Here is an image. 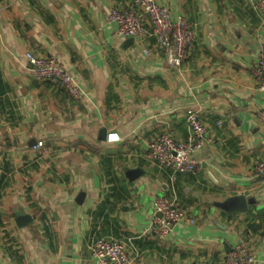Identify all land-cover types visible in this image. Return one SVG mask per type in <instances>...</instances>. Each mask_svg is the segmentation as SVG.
<instances>
[{
	"label": "crops",
	"instance_id": "crops-1",
	"mask_svg": "<svg viewBox=\"0 0 264 264\" xmlns=\"http://www.w3.org/2000/svg\"><path fill=\"white\" fill-rule=\"evenodd\" d=\"M157 2L195 32L180 66L149 19L136 39L109 21L130 0H0V264H98L99 240L123 243L134 264H221L238 244L264 264V181L253 173L264 159V100L251 71L264 21L253 0ZM27 53L56 58L84 99L35 78ZM193 112L207 128L201 170L149 160L156 135L187 140ZM238 196L246 211L220 206ZM158 197L195 224L144 235Z\"/></svg>",
	"mask_w": 264,
	"mask_h": 264
},
{
	"label": "built area",
	"instance_id": "built-area-1",
	"mask_svg": "<svg viewBox=\"0 0 264 264\" xmlns=\"http://www.w3.org/2000/svg\"><path fill=\"white\" fill-rule=\"evenodd\" d=\"M130 1L131 8H114L109 15V21L117 26L119 34L125 38H139L145 30L147 18L152 26L151 35L160 48L172 56L176 65L183 64L195 41V32L188 19L184 15L174 17L170 10L157 0ZM253 8L264 21V0H253ZM262 38L257 62L251 71L257 82L256 90L264 100V31ZM146 53L149 54L147 50ZM26 61L35 78L59 83L75 102L84 99L85 92L77 78L61 66L56 58L27 53ZM257 119L264 128V103L257 113ZM187 124L189 136L186 141H177L172 132H162L148 142L146 157L174 173L199 172L202 162L195 155L208 143L207 128L198 112L189 114ZM42 145L43 142H39L37 147ZM253 173L256 178L264 181V159L255 165ZM182 223L194 225L195 218L174 201L158 197L153 202L150 226L143 234L168 237L174 227ZM92 254L98 264H134L126 246L114 240H99L94 245ZM254 261L250 249L245 244H238L225 256L221 264H253ZM198 264L217 263L205 260Z\"/></svg>",
	"mask_w": 264,
	"mask_h": 264
},
{
	"label": "water",
	"instance_id": "water-1",
	"mask_svg": "<svg viewBox=\"0 0 264 264\" xmlns=\"http://www.w3.org/2000/svg\"><path fill=\"white\" fill-rule=\"evenodd\" d=\"M140 174L139 171H132L129 173L130 178L133 175ZM250 202H248L247 198L244 196H238L234 198H230L220 206L227 211H246L249 207Z\"/></svg>",
	"mask_w": 264,
	"mask_h": 264
}]
</instances>
